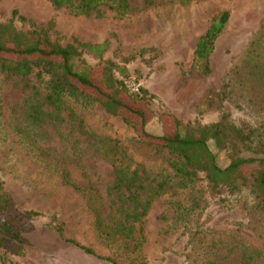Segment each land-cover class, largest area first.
Returning a JSON list of instances; mask_svg holds the SVG:
<instances>
[{"label":"rangeland","instance_id":"obj_1","mask_svg":"<svg viewBox=\"0 0 264 264\" xmlns=\"http://www.w3.org/2000/svg\"><path fill=\"white\" fill-rule=\"evenodd\" d=\"M130 3L133 11L123 18L115 12L97 18L56 10L49 0H0V23L9 22L18 11L14 24L19 31L29 32L32 23L47 27L53 22L50 37L58 44L107 41L102 57L83 49L82 59L93 68L109 62L125 67L130 74L126 81L116 69L115 76L126 82L129 93H140V88L147 92L142 105L145 125L114 116L99 103L67 96L63 122L36 127L29 120L32 90L26 86L44 89L42 80L36 74L25 80L7 79L0 72V177L18 212L38 214L31 217L28 230L16 223L20 240L0 232V264H264V213L251 192L223 190L212 196L205 175L200 174L195 189L205 194L208 203L188 216L184 211L193 188H180L168 152H160L142 137L143 133L164 135V115L183 123L211 124L227 113L235 124L255 130L262 152L247 153L246 158L264 157V104L260 111L254 107L242 85L249 73L243 62L248 49L264 64V0ZM224 11L230 19L216 42L211 72L197 74L192 70L197 42ZM241 66L238 76L235 69ZM225 86L229 98L223 110L199 116L198 105L207 92ZM27 138L37 139L42 151L30 146ZM98 138L118 142L125 152L120 164L144 171L149 189L165 182L143 219V233L136 224L134 240L98 233L86 197L61 182L62 171L69 170L77 184L98 193L97 206L106 225L122 219L121 202L116 204L118 194L112 192L114 166L93 149ZM209 147L219 166L227 167L229 152L218 151L213 142ZM40 153L44 157L38 160ZM147 197L145 193L143 198ZM194 234L197 241L192 243ZM141 236L143 242L138 240Z\"/></svg>","mask_w":264,"mask_h":264},{"label":"trees","instance_id":"obj_2","mask_svg":"<svg viewBox=\"0 0 264 264\" xmlns=\"http://www.w3.org/2000/svg\"><path fill=\"white\" fill-rule=\"evenodd\" d=\"M49 1L56 10L67 9L76 16L84 17L103 18L108 12H115L118 17L123 18L133 11L130 0ZM17 15L18 11H15L14 18ZM14 18L7 23H0V72L7 79L25 80L36 74L38 81L42 80L43 83L39 82L44 85V89L26 86L32 90L27 103L32 126L62 123L64 99L67 96L82 98L89 103H99L108 113L114 116L123 115L126 121H131L134 125L146 124V114L142 105L147 101V92L140 88V93H129L124 82L130 75L129 71L113 62L93 68L82 59L83 49L102 57L109 47L107 41L99 45L82 44L74 40L64 46L54 42L50 37L53 22L47 27L32 23L29 32H22L15 26ZM20 19L27 21L24 17ZM229 19L228 11L218 14L209 30L197 42L192 67L195 73L208 75L211 72V56ZM246 54L243 62L246 67L248 66L249 73L242 85L247 90L249 102L260 111L264 104V64L254 58V50L251 48ZM242 68L241 66L235 69L238 76H241ZM115 69L124 81L116 78ZM228 98L227 86L208 91L198 105V115L223 110ZM162 121L164 135L154 137L143 133L142 137L155 145L160 152H168L170 156L168 162L175 171L177 185L184 189L193 188L190 206L184 211L188 216L192 217L191 214L201 212L208 203L205 194L195 189L200 174L205 175L212 196L221 194L223 190L233 193L249 190L257 202V208L264 213V157L245 156L247 153L262 152L255 142V130L252 127L248 124H235L227 113H223L219 121L211 124H202L199 121L183 123L171 115H164ZM27 139L30 146L34 148L37 146V139ZM211 142L218 151L229 152L230 163L227 167L219 166L215 153L209 147ZM37 148L42 151L40 147ZM93 149L114 166L116 180L112 192L118 194L116 204L121 202L119 210L122 219L106 225L97 206L98 193L77 184L69 170L62 171L61 182L86 197L94 213L98 233L134 240L136 224H140L139 231L143 233V219L150 211L152 199L165 182L157 188L149 189L144 171L131 170L120 164L119 158L123 157L125 152L116 141L95 139ZM43 157L44 153H40L38 160ZM145 193H148L147 199L143 198ZM14 205V199L0 177V232L20 240L21 234L15 229L16 223L20 224L22 229L28 230L31 226V217L38 214L18 212ZM108 229L111 232H108ZM203 239L204 235L201 233L198 241L201 243ZM138 240L143 242L145 238L141 236ZM196 241L197 236L194 234L190 242ZM83 249L89 254H94L90 248Z\"/></svg>","mask_w":264,"mask_h":264}]
</instances>
